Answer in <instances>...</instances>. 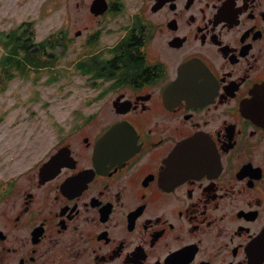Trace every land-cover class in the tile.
<instances>
[{
  "label": "flooded vegetation",
  "instance_id": "1",
  "mask_svg": "<svg viewBox=\"0 0 264 264\" xmlns=\"http://www.w3.org/2000/svg\"><path fill=\"white\" fill-rule=\"evenodd\" d=\"M106 2L98 105L0 183V264H264V0Z\"/></svg>",
  "mask_w": 264,
  "mask_h": 264
},
{
  "label": "rangeland",
  "instance_id": "2",
  "mask_svg": "<svg viewBox=\"0 0 264 264\" xmlns=\"http://www.w3.org/2000/svg\"><path fill=\"white\" fill-rule=\"evenodd\" d=\"M92 0H0V183L30 170L54 138L55 122L74 108L97 106L76 88L77 53L97 43L76 39L95 25ZM33 32V34L31 33ZM32 38V48L28 39ZM19 46L13 53V48ZM36 48H39L36 50Z\"/></svg>",
  "mask_w": 264,
  "mask_h": 264
},
{
  "label": "water",
  "instance_id": "3",
  "mask_svg": "<svg viewBox=\"0 0 264 264\" xmlns=\"http://www.w3.org/2000/svg\"><path fill=\"white\" fill-rule=\"evenodd\" d=\"M107 7L108 5H107L106 0H93L91 7H90V11L96 15H100L107 10ZM117 130H118L117 127H114L113 129H111V131L108 133L106 138L110 139L117 132Z\"/></svg>",
  "mask_w": 264,
  "mask_h": 264
},
{
  "label": "trees",
  "instance_id": "4",
  "mask_svg": "<svg viewBox=\"0 0 264 264\" xmlns=\"http://www.w3.org/2000/svg\"><path fill=\"white\" fill-rule=\"evenodd\" d=\"M32 34H33V32H31ZM29 41H32V38L30 37L29 39H28V42ZM35 44H33L32 42H29V44H28V46H26V45H23V48L24 49H29V48H32L33 46H34ZM18 48H19V46H15L14 48H13V53H16L17 51H18ZM39 48H36V50H38Z\"/></svg>",
  "mask_w": 264,
  "mask_h": 264
}]
</instances>
